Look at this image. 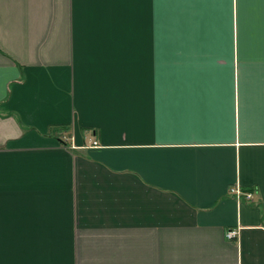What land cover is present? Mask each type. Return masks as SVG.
Returning <instances> with one entry per match:
<instances>
[{
  "label": "crops",
  "instance_id": "0c3cea01",
  "mask_svg": "<svg viewBox=\"0 0 264 264\" xmlns=\"http://www.w3.org/2000/svg\"><path fill=\"white\" fill-rule=\"evenodd\" d=\"M0 264H264V0H0Z\"/></svg>",
  "mask_w": 264,
  "mask_h": 264
},
{
  "label": "built area",
  "instance_id": "2783aa9c",
  "mask_svg": "<svg viewBox=\"0 0 264 264\" xmlns=\"http://www.w3.org/2000/svg\"><path fill=\"white\" fill-rule=\"evenodd\" d=\"M96 143V141L93 142L94 145H96ZM229 193L231 195H234L237 199L244 197L245 199L250 200L252 198V194L250 192L242 190L239 185L232 186L229 189ZM237 234L238 228H231L225 232V238L232 240L236 238Z\"/></svg>",
  "mask_w": 264,
  "mask_h": 264
}]
</instances>
